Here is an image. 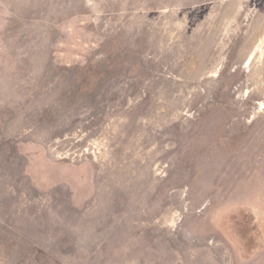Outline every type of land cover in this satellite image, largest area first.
<instances>
[{
    "label": "rangeland",
    "instance_id": "obj_1",
    "mask_svg": "<svg viewBox=\"0 0 264 264\" xmlns=\"http://www.w3.org/2000/svg\"><path fill=\"white\" fill-rule=\"evenodd\" d=\"M0 264H264V0H0Z\"/></svg>",
    "mask_w": 264,
    "mask_h": 264
}]
</instances>
